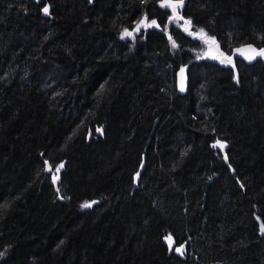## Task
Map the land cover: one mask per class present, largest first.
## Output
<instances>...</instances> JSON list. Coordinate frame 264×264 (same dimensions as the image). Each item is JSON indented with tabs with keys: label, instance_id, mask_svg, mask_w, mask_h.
<instances>
[{
	"label": "trees",
	"instance_id": "16d2710c",
	"mask_svg": "<svg viewBox=\"0 0 264 264\" xmlns=\"http://www.w3.org/2000/svg\"><path fill=\"white\" fill-rule=\"evenodd\" d=\"M159 1L0 0V264H264V0Z\"/></svg>",
	"mask_w": 264,
	"mask_h": 264
},
{
	"label": "snow or ice",
	"instance_id": "6c2138e0",
	"mask_svg": "<svg viewBox=\"0 0 264 264\" xmlns=\"http://www.w3.org/2000/svg\"><path fill=\"white\" fill-rule=\"evenodd\" d=\"M178 3L179 4H182L183 3V0H178ZM162 6H166V7H171L172 8V11L175 15L176 13V10H177V7H178V4L177 3H172V0H162ZM43 11L45 12V14L48 13L49 9L48 7H45L43 9ZM170 19H172V17H170ZM186 24H190L191 22L190 21H185ZM151 24L155 25L156 24V21L153 20L151 21ZM141 26H144V27H148L149 25L145 23V20H140L137 25H136V30H139ZM132 33L131 32H128L127 29H125L124 33L122 35H131ZM200 34L202 36H205L206 34L204 33L203 29L200 30ZM171 39V38H170ZM173 47H175V43L173 42ZM238 53L240 54H245L246 51H250L252 54L251 55H247L246 58L248 60H252L254 59L256 56H264V48L262 49H259L258 51L256 49H254L251 45H247L246 48H241V49H237L236 50ZM223 55V54H221ZM232 61V57L230 56H224V58L221 60V63H231ZM102 129L98 128L97 129V132H101ZM217 144L223 148L224 145L223 144H220L219 141H217ZM47 164V162H46ZM59 167H63V165L61 164ZM59 167L57 168V171H59ZM55 179V178H54ZM92 203H95V202H92ZM91 205L90 204H85V205H82V207H90ZM6 207V205H5ZM165 240L168 241L169 243V248L171 249L172 248V245L174 243L171 235L169 236H166L165 237ZM182 249H183V245H180L179 247L175 248V251L177 253H181L182 254Z\"/></svg>",
	"mask_w": 264,
	"mask_h": 264
},
{
	"label": "water",
	"instance_id": "95a60500",
	"mask_svg": "<svg viewBox=\"0 0 264 264\" xmlns=\"http://www.w3.org/2000/svg\"><path fill=\"white\" fill-rule=\"evenodd\" d=\"M36 1L38 2L39 0H36ZM88 2H89L90 4H92L93 0H88ZM172 3H177V2L174 1V0H172ZM159 4L162 5V0L159 1ZM45 7H48V9H49V11H48L47 14H45V12L43 11V9H44ZM41 11H42V14L45 15V16H49V15H50V7H49L48 5H46V4H45L44 6H42ZM142 19L145 20V23L147 24V19H146L145 16H142V17L138 20V22H139L140 20H142ZM138 22H137V23H138ZM137 23L133 26L132 31H136L137 33H139L141 30H145V29L147 28V27L141 26L139 30H136V25H137ZM247 45H251V46H252L254 49H256L257 51H258L259 49L264 48V46L258 47V46H256V45H254L253 43H244V44H241V45L236 46V47H234V48L232 49L231 54H230V57H232V60L235 59V58H240V59H243V60H248V59L246 58V56L252 54L250 51H246L245 54H243V55L240 54V53H238V52L236 51L237 49L246 48ZM258 57H264V56H256L255 58H258ZM223 58H224V56H221V57H220V60H222ZM255 58H254V59H255ZM185 69H186V67H182V68H179V69L177 70V72H176V85H177L178 89H179L181 92H185V91H186V89H187V84H188V77H187V75H186ZM47 165H48V164H47ZM47 170H48V171L50 170V167H49V166H48ZM54 178H55V179H54ZM54 178H53V183H54V185L56 186L57 183L59 182V178H58L57 176H55ZM90 204H91V203H90ZM260 234H263V235H264V231H262L261 229H260Z\"/></svg>",
	"mask_w": 264,
	"mask_h": 264
},
{
	"label": "flooded vegetation",
	"instance_id": "af4514ba",
	"mask_svg": "<svg viewBox=\"0 0 264 264\" xmlns=\"http://www.w3.org/2000/svg\"><path fill=\"white\" fill-rule=\"evenodd\" d=\"M147 24L151 27L152 26V24H151V22H149V20H147ZM133 28V27H132ZM132 28L130 29V28H123L122 30H121V33H120V36H121V38L123 39V40H127V41H133L135 38H136V36L138 35V34H140V32L142 31H140L139 33H137L136 31H132ZM125 29H127V31L128 32H131L132 34L131 35H122L123 33H124V31H125ZM123 36H125V38H123ZM134 45V43H132V46Z\"/></svg>",
	"mask_w": 264,
	"mask_h": 264
},
{
	"label": "rangeland",
	"instance_id": "374dc122",
	"mask_svg": "<svg viewBox=\"0 0 264 264\" xmlns=\"http://www.w3.org/2000/svg\"><path fill=\"white\" fill-rule=\"evenodd\" d=\"M177 4H179V3H177ZM123 38H125V36H123ZM206 51L210 54L211 57H214V51H215V49H214L213 45H210L209 44L208 47H207V49H206ZM2 256H3V253L0 254V258Z\"/></svg>",
	"mask_w": 264,
	"mask_h": 264
}]
</instances>
